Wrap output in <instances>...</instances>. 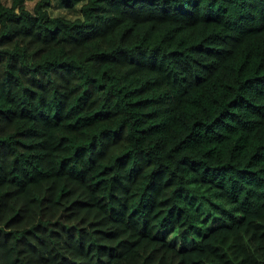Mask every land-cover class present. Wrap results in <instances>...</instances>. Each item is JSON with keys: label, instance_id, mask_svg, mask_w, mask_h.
Segmentation results:
<instances>
[{"label": "trees", "instance_id": "1", "mask_svg": "<svg viewBox=\"0 0 264 264\" xmlns=\"http://www.w3.org/2000/svg\"><path fill=\"white\" fill-rule=\"evenodd\" d=\"M25 4L0 0V264H264V0Z\"/></svg>", "mask_w": 264, "mask_h": 264}, {"label": "clouds", "instance_id": "2", "mask_svg": "<svg viewBox=\"0 0 264 264\" xmlns=\"http://www.w3.org/2000/svg\"><path fill=\"white\" fill-rule=\"evenodd\" d=\"M36 2H37V0H31V3L29 4L28 0H26L25 11H27L30 15H34L33 9H34ZM7 7L9 9L13 8L12 0H8ZM83 7H84V3H77L75 5L76 10H79ZM13 11H14L15 15H17V16L20 15V9L19 8H15V9H13ZM62 15H65V14L58 11L52 15V19H57L58 17H61ZM69 21L72 23H77V22L86 23L87 18L83 14H79V12H77V14L66 16V22H69Z\"/></svg>", "mask_w": 264, "mask_h": 264}, {"label": "rangeland", "instance_id": "3", "mask_svg": "<svg viewBox=\"0 0 264 264\" xmlns=\"http://www.w3.org/2000/svg\"><path fill=\"white\" fill-rule=\"evenodd\" d=\"M4 3H8V0H3ZM28 3L30 4L31 3V0H28ZM56 9H54L55 11Z\"/></svg>", "mask_w": 264, "mask_h": 264}]
</instances>
